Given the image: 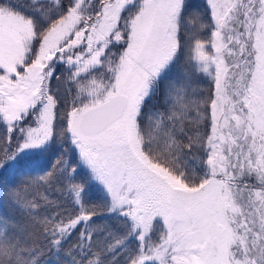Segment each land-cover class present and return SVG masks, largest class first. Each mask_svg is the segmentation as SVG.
<instances>
[{
	"label": "snow or ice",
	"instance_id": "1",
	"mask_svg": "<svg viewBox=\"0 0 264 264\" xmlns=\"http://www.w3.org/2000/svg\"><path fill=\"white\" fill-rule=\"evenodd\" d=\"M0 208V264H264V0H0Z\"/></svg>",
	"mask_w": 264,
	"mask_h": 264
},
{
	"label": "trees",
	"instance_id": "2",
	"mask_svg": "<svg viewBox=\"0 0 264 264\" xmlns=\"http://www.w3.org/2000/svg\"><path fill=\"white\" fill-rule=\"evenodd\" d=\"M95 193L93 192V195H94ZM0 211H5V209H3V208H0Z\"/></svg>",
	"mask_w": 264,
	"mask_h": 264
},
{
	"label": "rangeland",
	"instance_id": "3",
	"mask_svg": "<svg viewBox=\"0 0 264 264\" xmlns=\"http://www.w3.org/2000/svg\"><path fill=\"white\" fill-rule=\"evenodd\" d=\"M43 163H46V162H43V161H42V164H43Z\"/></svg>",
	"mask_w": 264,
	"mask_h": 264
}]
</instances>
